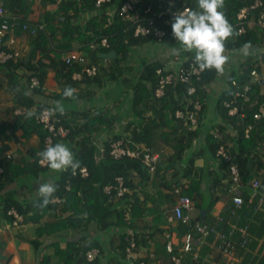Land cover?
I'll use <instances>...</instances> for the list:
<instances>
[{
  "label": "trees",
  "instance_id": "obj_1",
  "mask_svg": "<svg viewBox=\"0 0 264 264\" xmlns=\"http://www.w3.org/2000/svg\"><path fill=\"white\" fill-rule=\"evenodd\" d=\"M174 1L170 5L169 2ZM258 0H225L224 12L229 22L238 31L237 14L241 8L252 6ZM262 5L250 12V17L257 18L264 11V0H259ZM1 2V1H0ZM135 11L131 14H139L142 23L149 24V16H154L152 28L160 27L167 31L164 41L168 44L176 43L172 36L171 23L173 18L170 10L182 9L184 4L191 5L196 9L197 0H133ZM4 9L11 14L20 15L14 27L15 33L19 36L22 33L30 35V44L40 55L39 60L33 66L31 61L25 58L20 59L24 51L18 50V55L9 60L0 59V71L12 69L10 77L17 81L23 69L28 72L23 83L25 90L44 91L47 70L54 72L58 83L61 85L60 92L54 94L53 102L62 103L65 108L64 115L57 113L54 117L61 118V123L70 128L66 137L54 138L51 145L63 143L67 145L80 161L81 167L86 166L89 171L87 177H82L77 169V174L73 175L71 169L60 172L52 182L56 185L55 198H61V202H51L47 206H41V198L38 197L32 202L22 203L14 198L13 193L8 197H3L5 204L0 201L2 213L8 215L11 207L17 211L28 222V215L33 213L36 222L42 220L49 213H54L52 221L43 222L37 229L39 235L53 236L68 230H81L83 235L80 238L68 240L62 249L59 244H54L57 255L64 257L74 255L77 263L86 262L85 254L88 250L98 247L101 249V257L107 259L108 264H129V256L126 252L128 245L127 237H131L128 232L134 231L135 239L139 246L152 247L155 252V260L160 264L169 263L173 253L167 250V240L165 231L168 230L167 215L172 212L175 204L173 194L174 187L178 186L182 190V195L191 197L198 202L201 211L206 210L207 215L211 210L223 203L219 217L210 215L207 220L210 225V235L203 246L202 253L205 255L213 248L215 234L218 230L230 234L232 224L246 227L249 235L245 238L246 246L234 245L236 253L242 258L240 264L253 262L264 264V254L255 257L253 251L256 249L259 239L264 236V205L258 206V200L250 203L249 198L252 193L250 182L255 177H260L258 169L264 166V119H254L253 113L258 109L255 99L264 101V94L256 92L257 84L253 80L252 71L260 69L264 63V52L261 60L244 59L237 68L232 70L226 77L227 88L220 94L214 104V123L204 129V122L209 110V99L214 94L207 89L219 77L215 70H204L201 79H194L192 84L196 86L197 92L188 96L187 85L176 82L169 84L164 89V95L158 97L156 88L158 87V75L156 70L162 66V61L152 59L145 63L136 72V79L130 78V72L135 71L131 63H127L131 50L135 46L145 45L155 42V34L135 35V25L129 18H126L118 11L111 13L108 5L97 7L96 0H39L38 5H42L43 14L41 21L45 24L44 29H39L36 34H31L30 30H25L26 19L32 12L33 2L30 0H3L1 2ZM48 3H58L55 11L47 10ZM152 7V13H146L147 7ZM31 10V11H30ZM8 16H0V24L7 21ZM23 20V21H22ZM11 22V20H9ZM34 29V28H33ZM109 36L111 48L117 51V56L108 65L102 62L101 53L109 49H91L92 41H100V36ZM251 45H264V29L258 25L247 27L245 33L235 36L226 43V50L235 51L246 43ZM9 50L5 45L0 46V51ZM76 51L86 54L93 64L99 68L95 76H89L83 72V67L74 64H66L63 57L69 52ZM43 59H47L48 62ZM194 59V56H193ZM76 72L82 73V79H74ZM0 74L7 75L1 72ZM12 74L15 76L13 78ZM9 75V74H8ZM131 83V92L126 95L125 100L119 101L114 108L106 107H84L69 108L72 103L89 101L98 93L99 87H107L118 81ZM237 80L242 88L246 84H251L252 92L250 101L235 97L237 88L232 86V81ZM66 86H71L76 90L74 98L68 99L63 96ZM30 95L21 96L25 108L31 106L34 99L28 98ZM186 97H195L202 101L203 107L200 112V126L193 131L184 129V124L176 120L175 112L184 108ZM129 101V104H128ZM225 102L238 106V113L229 114V108ZM27 103V104H26ZM55 104H40L35 115L27 118L26 115L17 114L23 119L24 129L32 127L39 137V146L36 150H29L25 157H6L0 150V187L6 188L8 184L16 185L22 175L30 178L39 177L44 172L51 170L47 166L39 163L41 158L38 153L46 146L47 133L39 123L36 122V113L44 108H52ZM129 105V106H128ZM23 106V105H22ZM126 110V111H125ZM130 115H127L126 112ZM16 113V112H15ZM252 124L250 136H246V130ZM121 130H118L120 126ZM114 129V132L111 130ZM116 129V130H115ZM109 131L111 136L104 142L92 141V137H98L102 132ZM123 139L124 146L132 150H139L142 146H147L153 153H161L158 161L154 163L155 169L152 171L149 165L143 163L138 157L125 156L121 159H114L110 155L111 146L114 141ZM163 140L166 150L169 152L155 151L154 147ZM98 143V144H97ZM221 146L226 148L230 160L218 154ZM190 153L189 158L184 161L185 156ZM203 160L199 163V160ZM235 163L240 172V182L237 189H233L235 184L230 174V165ZM122 176L129 191L123 196L111 198L104 191V187L109 184H117L116 177ZM262 181V180H261ZM264 192V182L260 187ZM241 196L244 203L238 206L234 202L235 196ZM12 222L14 220L11 217ZM201 222V217L194 218L190 225L180 224L172 227L171 230L178 235L187 231H193ZM96 223L95 236L86 237L90 230V225ZM111 230L113 234L104 233ZM106 234L102 237L100 233ZM117 232V237H115ZM99 233V234H98ZM202 235V234H201ZM200 235V236H201ZM236 239H241V233L236 232ZM103 239H114L118 242L115 252L106 253ZM225 240V241H224ZM227 244L228 239H221L220 242ZM64 250V251H63ZM263 249L260 250L262 252ZM136 254L139 250H135ZM252 251V252H251ZM108 254V255H106ZM169 255V256H168ZM145 264H152L153 258L144 256ZM191 257H187L189 262ZM76 264V261L73 260ZM80 261V262H79ZM50 262L49 258L44 264ZM90 264V262H89ZM96 264H105L97 260ZM135 264H139L135 261ZM201 264V262H200Z\"/></svg>",
  "mask_w": 264,
  "mask_h": 264
},
{
  "label": "built area",
  "instance_id": "obj_2",
  "mask_svg": "<svg viewBox=\"0 0 264 264\" xmlns=\"http://www.w3.org/2000/svg\"><path fill=\"white\" fill-rule=\"evenodd\" d=\"M33 4H38L39 0H30ZM170 5L174 4V1L169 2ZM97 7H101L104 5H108L109 11L114 13L118 11L120 15L129 18L131 23L135 25V35H148L153 32L157 37L159 42H163L164 37L167 34V31L160 27L152 28L154 23V16H149V24L150 26H146L142 23V19L139 14H131V12L135 11V4L133 0H96ZM262 5L261 1H256L252 6H246L240 9L237 14L238 19V32L239 35L246 32L247 27H252L253 25H258L262 29H264V11H262L257 18L250 17V12L252 10L257 9ZM184 9H192L191 5L184 4L182 9L170 10L169 14L173 18L174 14L180 10ZM146 13H152V7H147L145 10ZM7 15V21H4L0 24V46L5 45L9 50L0 51V59L5 61L17 56L18 48H17V37L15 35L14 27L16 25V21L20 19V15L11 14L7 12L2 3L0 2V16ZM11 20V22L9 21ZM23 21V20H22ZM32 26L31 34H36L39 29H44L45 24L43 21H40L39 18L36 19L31 13L28 15L26 19V25H24L25 30H30ZM30 28V29H29ZM34 28V29H33ZM98 46H102L105 48H110V37L103 35L100 36V41L90 43V48H97ZM63 60L66 64L74 65L78 64L83 67V72H86L89 76H95L99 68L96 64H93L90 61V58L82 53L72 51L66 54L63 57ZM106 64V61H105ZM204 71V70H203ZM202 70L199 69L198 65L195 64L194 59L190 57H183L177 51L170 52L166 55L165 62L162 66L158 67L156 70V74L158 75V87L156 88V95L161 97L164 95V89L167 85L173 84L176 82H180L187 85V93L188 96L193 95L197 92V88L192 84V81L196 79L199 81L201 79V75L203 73ZM252 75L257 77V71L253 70ZM74 79L81 80L82 73L76 72L73 75ZM258 83L261 84L262 81L258 80ZM232 86L237 88L235 93V97L243 98L245 101H250L252 99L251 92L252 87L251 84H246L244 87H240L237 80L232 81ZM255 103L258 104V109L253 113L254 119H264V102H261L259 98L255 99ZM225 106L229 108V114L235 115L238 113V106L232 105L230 102H225ZM203 103L200 99L195 97H186V104H184V108L178 109L175 112V118L179 122L184 124V129L188 131H193L195 128L200 126V112L202 110ZM48 108L42 109L40 112L36 113L35 120L46 131V146L52 144L54 138L66 137L70 128L65 127L61 123V118H57L50 116L46 111ZM27 111L23 109H17L16 114L26 115ZM252 129V124H249L246 130V136H250V130ZM95 137H92V141H95ZM124 140L120 139L114 141L110 155L114 159H121L125 156L130 157H138L140 158L144 164L149 165L151 170L155 169L154 163L158 161L161 156V153H153L151 152L147 146H142L139 150H132L129 147H125ZM163 152H169L166 149H162ZM218 154L226 158L228 161L230 160V156L228 155L226 148L221 146L218 150ZM11 157V155H8ZM41 162V161H40ZM42 163V162H41ZM44 164V163H43ZM45 165V164H44ZM0 172H3V169L0 167ZM79 172L82 177H87L89 175L88 168L86 166L81 167ZM77 174V173H76ZM230 174L232 176V180L234 181L233 189H237L240 182V172L239 168L235 163L230 165ZM117 184H109L104 187V191L110 195L111 198L116 196H123L125 193L129 191V187L125 184V179L122 176L116 177ZM252 193L249 198L250 203H255V200H258V206L264 205V192L260 190L262 185V181L259 177H255L250 182ZM181 188L176 186L173 189V194L175 196V204L172 208V212L166 214L168 221V230L165 231V238L167 240V250L170 253H173L174 250H177L178 253L172 254L170 262L165 264H240L242 258L236 253L234 249V245H242L246 246L245 242L248 240L246 235H249L246 227H241L238 224H232L230 234L225 233L224 231L218 230L215 234V241L212 246V250L205 255L202 253L204 243L207 240V237L210 235V225L208 222H204V218L202 217V211L199 213L201 217V222L198 227L195 229L197 233L194 236L193 231H187L182 235H178L176 232L171 230L172 227H177L180 224L190 225L192 220V212L196 207V201L191 197L182 195ZM61 198L56 197L53 202L60 203ZM234 202L241 206L244 203V199L237 195L234 198ZM10 215L14 216L15 223L22 221L23 216L15 209L11 208L8 212ZM220 211L215 214L216 217H219ZM236 232L241 233V239H236ZM202 234V235H201ZM201 235V236H200ZM228 239L227 244L223 241L215 245V243L221 239ZM129 244L126 247V252L129 255H133L135 248H137V243L135 237L127 238ZM262 252H260V250ZM252 252V251H251ZM255 257H260L264 254V236L259 239V243L256 249L252 252ZM100 249L93 248L88 250L85 254L86 259L94 264V262L99 258ZM153 255V254H152ZM191 257L190 261L187 262L186 258ZM140 264H145L144 261H140ZM152 264H160L156 262V260ZM248 264H256L253 262H249Z\"/></svg>",
  "mask_w": 264,
  "mask_h": 264
},
{
  "label": "crops",
  "instance_id": "obj_3",
  "mask_svg": "<svg viewBox=\"0 0 264 264\" xmlns=\"http://www.w3.org/2000/svg\"><path fill=\"white\" fill-rule=\"evenodd\" d=\"M42 7L43 6L40 4H35L31 8V14L36 19L39 18L40 21L43 14ZM45 9L55 11L58 9V3H48ZM15 35L17 37V48L24 51V54L27 56V58L25 57V60L27 62L31 61L32 65L34 66L39 60L40 55L39 52L30 44V35L27 33H22L19 36H17V34L15 33ZM158 44L161 45L162 51V54L158 56V58L161 57L160 59L162 62H164V52L170 49H177V47H172L174 44H168L166 42L164 44ZM252 49L253 54L248 56H244L241 54V48L235 51L226 50L225 54L229 56V62L225 65V73L223 75H219L216 81L212 84V87L208 88L207 90L210 93H213V91H215L213 94L216 95L220 94L222 91H224V89L227 88V84L225 83L226 77L232 70H239V68L237 67L241 61H243L244 59L255 60L257 58L261 60V54L264 52V45H252ZM191 55H193V53L184 51L183 56ZM130 58L131 54L127 60V63H131L129 62L131 61ZM43 60L48 62L47 59ZM131 65L133 66L132 63ZM25 69L22 70L21 73L24 72V74H21L17 81H14L10 77L12 69H9L8 71H0V73L4 71V73L7 74H0V150H3L2 154H5L6 157L8 156V154H12V156H16V159L20 156L25 157L29 150H36L39 146L38 135L35 133V131H33L31 126H29L27 130L24 129L22 122L23 119H21L15 113L17 109L25 108V103H23L25 100H23L21 96H23V94L30 95L28 98L34 99L32 105L28 106L27 112L29 110L35 112L40 104H55V101L53 102L51 96L60 92L61 90V85L58 83L54 72L51 70H47L44 91H32L30 90V88L25 90V87H23L24 84L22 83L24 79H26V75H29L28 72H25ZM256 71L258 75L257 77L253 78L254 82L257 84L256 92L259 94H264V63H261V68L256 69ZM12 76L13 78H15L13 74ZM258 80H261L262 83L259 84ZM97 93L98 98L99 96H101V94L99 91H97ZM106 103L107 102L105 100L96 101V105L91 106V108L109 106L106 105ZM81 106V102L77 105L76 103H72L71 105H69V108L71 109L73 107L82 109ZM86 106H88L87 101L85 107ZM109 136H111V132L105 131L102 132L100 136H96L95 139L96 141L98 140V143L101 141L104 142L107 138H109ZM161 148L166 149V144L163 140H161V142L159 140L158 144L154 147L155 151H160ZM59 173L60 172H58V175ZM258 174L260 175L262 182H264V166L258 169ZM21 177L22 178L19 179L16 185L8 184L6 188L0 187V201H2L3 204H5L6 201H3L2 198L8 197L12 193L14 195V198L22 203L32 202L36 200L39 197L37 194L39 185L41 183L53 182L56 179V172L47 169L46 172H44L37 178H30L23 175ZM222 205L223 203H220L214 209L215 211L212 215L218 213L221 210ZM0 208V264H44L45 260H47L48 258L50 260L48 264H75L73 260H75L76 264H78L77 259L79 257L76 258L74 255L67 257H64L62 255L58 256L57 249L54 244H59V246H61V248L63 249L66 246V242L68 240L77 239L83 235V232L81 230H68L57 235L46 237L42 234L39 235L37 229L40 225L43 224V222L52 221L54 219V213H49L48 215H46V217L42 220V223L36 222L33 213H30L28 215V222H26L23 218L22 221L15 223V219L13 220V222L11 219V217L13 218V216L10 214H8L7 216L4 215L2 213L1 205ZM199 213L200 210L198 208V202H196V207L192 212V217H199ZM208 218H210V214L205 219L207 220ZM95 231L96 223H92L86 237L92 238V236H95L96 234ZM100 235L102 237H107V235L103 234L102 232L100 233ZM101 242L104 244V248L109 252H115L116 246L118 245L116 239H114L113 243L110 240H106L105 242L103 239H101ZM149 248L151 249V246H149ZM108 258L100 257V260L103 263L108 264ZM85 261V263L82 262L80 264H89L87 260Z\"/></svg>",
  "mask_w": 264,
  "mask_h": 264
},
{
  "label": "clouds",
  "instance_id": "obj_4",
  "mask_svg": "<svg viewBox=\"0 0 264 264\" xmlns=\"http://www.w3.org/2000/svg\"><path fill=\"white\" fill-rule=\"evenodd\" d=\"M224 8L225 0H197L196 9H184L175 13L173 16V22L171 23V30L172 36L174 37L175 41L179 43L180 48L175 50L170 49L168 50L169 53L173 51L178 52L181 50L185 52H191L193 53V55L191 56H183L181 53H178L183 57H190L192 59L194 56L195 64L198 65L199 69L202 71L215 70L217 74L223 75L225 73V65L229 62V56L225 54L226 43L230 39L239 35V32L233 27V25L226 17L225 12L223 11ZM156 42L161 44L165 43L164 40L163 42H159L158 40H156ZM98 48L99 46L97 48L91 49ZM100 48L105 47L100 46ZM110 48H105L109 50L100 54L102 57V62H104L105 66L108 65V63L112 59L109 57H103V54H108L110 51L115 50ZM168 51L164 52V62ZM240 51L244 56L252 55L253 49L251 42H246L242 46ZM62 94L65 98L71 99L75 97L76 90L71 86H66ZM260 100L261 102H264L262 99ZM46 111L50 116L56 115L57 113H59L60 115H64L65 108L62 103L58 102L52 108H49ZM34 115L35 113L32 110H29L26 113L27 118H31ZM8 155L12 156V154ZM38 156L41 158V160H39V163L42 166H47L55 172H64L71 169L72 174L75 175L77 169L81 167L80 161L75 158L72 150L63 143H56L54 145L47 146L44 150L38 153ZM56 191L57 187L52 182L41 183L39 185L37 194L41 198L42 207L47 206L49 203L53 202V200L55 199L54 194ZM128 234L134 236V231L130 230ZM135 250H139V253L136 254ZM135 250L133 252V255H129L127 253V255L129 256V264H135V261H138L139 264L140 261L145 262V260L143 259L144 256L153 259L156 257L154 250H152V247L151 249L149 247H141L137 243V248H135ZM106 253H109V251H107ZM100 257L101 254L99 255V258L97 260H100ZM96 261L94 262V264H96ZM154 261H152V263ZM90 264L92 263L90 262Z\"/></svg>",
  "mask_w": 264,
  "mask_h": 264
},
{
  "label": "rangeland",
  "instance_id": "obj_5",
  "mask_svg": "<svg viewBox=\"0 0 264 264\" xmlns=\"http://www.w3.org/2000/svg\"><path fill=\"white\" fill-rule=\"evenodd\" d=\"M1 2H3V0H0ZM169 46V45H168ZM177 47V49L180 48V45L178 42L174 43V45L172 46ZM179 53H181L182 55H184V51H178ZM131 58L129 62H131L135 68V71L130 72L129 77L130 78H134L133 81H135V77H136V72H138L145 63L151 61L152 59H160L158 58V56H160L162 54L161 51V45L156 43V42H151L145 45H140V46H135L132 50H131ZM27 58V56L25 54H22V56L20 57V59L23 58ZM161 60V59H160ZM236 66V65H235ZM99 91L101 96H99L97 98V94L95 95L94 98H92L90 101H87L88 103V107L91 106H95L96 105V101H100V100H105L107 103L106 105H109V107L114 108V105H116L117 103H119V101L123 102L125 100V97L127 94H129L131 92V83H126L124 81H118L115 82L114 84H110L107 87H99L96 89V92ZM215 91H213L214 93ZM217 95L214 94L213 97H211L209 99V110L207 112V116L205 118V122H204V126L203 128L206 130L208 129L213 123H214V104L216 101ZM129 104V101H128ZM81 107L84 108L85 107V101H81ZM129 106V105H128ZM126 111V110H125ZM127 115H130V113L127 111L126 112ZM122 125L117 128L118 130H121ZM116 130V129H115ZM112 132H114V129L111 130ZM190 156V153H188L185 158L184 161H186ZM204 159L199 160V163H202ZM52 171V170H51ZM58 176V172H56V177ZM1 211V208H0ZM214 208L211 210L210 215L214 213ZM111 230H105L104 233H109L111 234ZM117 237V232H115V238ZM108 255V254H106ZM169 256V255H168Z\"/></svg>",
  "mask_w": 264,
  "mask_h": 264
},
{
  "label": "water",
  "instance_id": "obj_6",
  "mask_svg": "<svg viewBox=\"0 0 264 264\" xmlns=\"http://www.w3.org/2000/svg\"><path fill=\"white\" fill-rule=\"evenodd\" d=\"M116 54H117L116 50H112L108 54H103V57H109V58L113 59L114 57H116ZM206 214H207V211L203 210L202 211V217L205 218Z\"/></svg>",
  "mask_w": 264,
  "mask_h": 264
}]
</instances>
